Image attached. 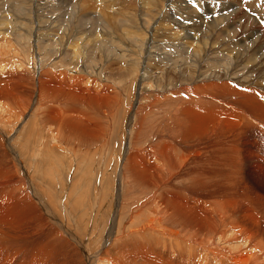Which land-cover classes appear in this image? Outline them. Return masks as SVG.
Listing matches in <instances>:
<instances>
[{
  "label": "bare ground",
  "instance_id": "1",
  "mask_svg": "<svg viewBox=\"0 0 264 264\" xmlns=\"http://www.w3.org/2000/svg\"><path fill=\"white\" fill-rule=\"evenodd\" d=\"M20 1L24 0L7 4L9 7L5 4L7 7H2V4L0 6V68H3L0 70V106L5 110V114L0 111V264H72V261L81 264H264V217L261 220L256 216L257 192L255 194L254 188L249 187L243 174V170L248 166L243 164L239 155L242 133H238V129L242 124H240V110L237 108L240 96L250 95L256 98L255 95L258 96L264 90L258 88L255 90V81L245 80L246 83L242 86L234 84L232 80L226 81L227 77L235 78V82L239 84L241 77L248 79V73L253 71L255 66L243 65L245 67L238 70L236 76L229 75L230 69L236 65L229 64L225 68L213 66L220 64V60L237 59L242 56L239 48L245 47L247 51L253 50L256 54L255 65L260 68L264 64V50H262L264 44L262 42L255 46V39L251 38L255 30L251 29L249 35L241 37V40L236 42L234 41L236 34L235 36L229 34L231 28L226 25L230 31L226 30L228 34L223 35V39L220 40L226 41L225 43L230 41L225 45L227 51L222 46L221 59L219 61L215 59L213 64L204 65L203 62L208 59L211 51L208 49L219 41L213 42L211 39L216 30L210 39L208 37L203 41L199 37L203 32L198 34L201 28L209 26L223 30L225 23L230 26L236 22L241 24L242 21L249 24L247 17L243 18L245 15H239L243 7L233 8L238 4V0L228 1L229 6L227 5L225 9L208 8L210 11L207 12L208 14H204L206 11L201 7L193 9L191 12L199 14L197 18L191 16L185 20L181 19L182 17H175L173 23L158 21L164 12L161 8L151 16L154 7L144 1L141 4L137 3L140 12L144 15L142 20H139V14L136 13L137 5H132L131 2H128L127 6H122L118 5L119 1L93 0L95 7H89L84 3L85 8H81L71 4V0H49V2L46 0L47 7L39 8L35 4L29 6L30 3L28 4L27 1L28 5L24 6ZM238 5L241 6L240 3ZM70 8H73V12L66 14ZM226 10H230V13L218 12ZM233 11L239 12L236 14L240 17L238 20L230 17ZM26 16H29L28 19ZM208 17H212L209 22L206 21ZM67 20L74 29H68L70 26L66 28L67 25L63 26L62 23L68 24L65 22ZM143 22L148 23L147 32L138 37L135 33L136 29L132 27L142 26ZM152 23L156 26L153 27ZM171 23L172 25H169ZM141 29L139 27L137 30ZM61 33L66 40L62 41V52L66 49L67 54L68 52L73 54L70 56V63L85 60L87 56L99 55L100 59L102 57L104 60L103 68L111 67L110 70L113 71L109 79L114 76H120L122 79L117 78L118 81L112 79L110 87L103 86L102 89L89 88L87 83L70 85L49 75L48 69L59 64L57 60L46 65V71L42 72L39 98L35 100V105L58 103L46 105L45 110H41L40 106L37 109L33 105L32 98L35 96H33V77L30 68L36 69V64L44 65V59L47 58L42 55V58L38 59L39 63L35 61L32 53L33 41L45 47L47 41L43 39L46 36H51L52 39L56 36L55 42ZM115 34H117L116 38ZM19 36L25 40L24 44L21 43ZM261 36L263 37V34ZM139 43L145 46L143 50L146 58L142 61L136 60L139 57L137 55ZM112 45L115 47L113 48ZM108 46L110 47L107 49ZM177 47L181 49H176ZM116 48L117 55L113 53V49ZM13 50L16 54H12ZM194 51H199L201 59L195 58L189 65L185 64L183 55L185 53L189 55ZM19 52L22 56L18 54ZM249 53L252 55L250 51ZM84 54L87 55L83 58ZM155 57L159 60L153 65L150 61ZM15 60L20 62L22 67L18 69L17 66H13L12 70L9 69ZM83 62L80 63V67L77 65V68H80L78 70L95 81L92 74L99 71L93 70L94 66L89 65L87 61H85L86 65ZM240 72L243 73L241 76ZM125 77L131 80L128 81L129 88L124 89L122 83ZM258 87L264 88V85L258 82ZM128 99L130 102L125 107L124 101ZM168 100L175 101L173 104L176 111L172 110L175 122L163 119L162 115H160L162 119L152 120L155 112L159 110L158 107L163 101ZM227 105L231 106V110L226 109ZM121 107L124 111L123 116L117 115L122 111ZM98 110L105 114V125L108 124V128L103 126L104 123L102 124L104 118L101 120L93 116ZM114 116H122L119 122L123 124L127 119L129 120V128L126 129L129 133V141L123 144L125 149L122 155L116 157L118 159L114 166L118 164L117 167H123L127 177H131L134 183H138L148 191L153 190V193L150 192L151 194L145 197L141 196L142 199H135L133 186L126 188V191L124 184L128 181L125 183L116 178V192L114 194L113 190L110 191L113 198H123L125 190L127 194L131 193L129 197L131 201H129L135 202V206L126 214V202L123 199L122 202H117L107 233L112 240L107 239L103 246L90 251L86 241L75 236L57 215V212H62L66 206H69L70 198L77 202L72 196L74 186H66L65 183L69 181L66 179L65 182L57 177L63 178L64 173L66 177L71 178L70 171L67 169L65 173L66 170L62 169L65 167L64 158L67 157V163L69 162L71 168L74 167V164H71L75 161L74 157H78L79 154L73 148V150L69 148V145L80 146L81 142L86 143L83 141L97 138L101 133H110L113 129L110 121ZM162 122L167 124L164 130L153 131L151 128L154 133H149L151 141L138 145L142 140L141 135L148 133L146 131L150 130V125L158 128L162 126ZM44 129L50 132L49 136L37 134L42 133L41 130ZM133 133L136 142H133ZM206 137L216 138L215 144L207 149L200 142ZM31 140L35 146L27 145V147L26 143ZM50 154L61 160L55 168L52 167L55 165L52 159H49L50 166L46 165L50 167L52 178L49 177L57 184L55 189L60 190L61 194L58 196V202L51 199V195L47 193H52L53 189L48 183L45 193L50 201L47 206L44 200L37 197V190L42 188L34 181L30 167L29 170L25 167V157L40 156L46 160ZM111 161L112 159L108 160V165ZM96 162L93 177L94 181L98 178L100 184H94L93 191L95 190V202L100 209L105 200L100 187L111 188L115 184L109 178L114 175L113 170L102 174L101 163ZM188 164H191V169L187 168ZM77 171L78 168H75L73 173ZM57 194L59 195L58 192ZM241 198L243 200L239 204ZM59 207L63 208L60 210ZM262 209L264 210V207ZM125 217H128L126 222H124ZM68 221L71 224L72 220L68 219ZM120 221L124 223L120 225ZM260 221L263 224L259 226ZM219 240L231 244L232 247L230 245L227 247L226 244L224 246ZM238 241L243 242L244 245L242 246ZM233 245L240 246V249H232L236 247Z\"/></svg>",
  "mask_w": 264,
  "mask_h": 264
},
{
  "label": "rangeland",
  "instance_id": "2",
  "mask_svg": "<svg viewBox=\"0 0 264 264\" xmlns=\"http://www.w3.org/2000/svg\"><path fill=\"white\" fill-rule=\"evenodd\" d=\"M8 3H7V2ZM16 1V2H15ZM19 1V0H18ZM28 2V4H29V6H33V4H35V6H37V7H39V8H43V7H47V5L45 4L46 3V0H24V1H20V3L22 4V5H24V6H26V4H27V2ZM76 0H71V4H73L74 6H76V7H81V8H85V5H87V6H89V7H95L96 6V4H95V1H93V0H91V1H89V0H77L76 2L79 4H77L76 2H75ZM83 1H85V2H83ZM113 1H119L120 3H118V5H122V6H127V4H129L130 2V4H132V5H137L136 7V13H137V15H138V18H139V20L141 19L142 20V18H143V13L142 12H140V6L138 5V4H141V3H146V4H149V3H151V4H149V5H151V6H153L154 8L151 10V16H154L155 14H156V12H157V10H159L160 8H161V10L162 11H164L163 12V14L161 15V17L159 18V20L158 21H172V23L174 22V20L176 19L175 17H179V18H181V19H187V18H190L191 16H194V18H197L198 16H199V14L198 13H196V12H191L193 9H196V8H199V7H201L202 9H204L206 12H204V14H208L207 12H210V11H208V8H214V9H216V7L217 8H224L225 9V7H227V2L228 1H231V0H154V2H151V0H135V4L133 3V1L131 0H113ZM142 1H144V2H142ZM240 1V2H239ZM255 1V0H254ZM254 1L253 0H238V4L240 3L241 4V6H239L238 4L235 6V7H233L234 9L236 8V7H243L242 9H243V11H240V13H239V15H241V16H243V15H245V16H243V18L245 19L246 17V20H247V23L249 22V24H245V23H243L244 21H242L241 22V24L240 23H238V22H236V23H234L233 25H235V26H233V25H231L230 26V24H224L225 25V28L223 29V30H218L215 26H209V27H206V28H201L199 31H198V34H199V32L200 33H202V34H200L199 35V37H200V40H205L206 38H208L209 37V39H210V36L214 33V31L216 30V33H214V35H213V37L211 38L212 40H213V42H215L216 40H218L219 42L218 43H215V44H213L214 46L212 47V48H209L208 50L210 51V54L208 55V59L206 60V61H204L203 62V64L204 65H206V64H213V62H215V59H216V61H219L220 59H221V47L223 46L224 48L225 47H227V46H225L226 44H228V42H230V41H227V43H225L226 41H224V40H220V39H223L222 37H224L225 36V34L227 35L228 33L229 34H232L233 36H235L234 34H236V36H235V39H234V41H236V42H238L239 40H241V37H245V36H247V34L249 35L250 34V31L251 30H255L254 31V34H253V36L251 37L252 39H255V46H257V45H260L262 42V44H264V0H256L255 1V3H254ZM2 2V3H1ZM10 2V3H9ZM48 2H49V0H48ZM75 2V3H74ZM80 2H83V3H81L80 4ZM124 2V3H123ZM129 2V3H128ZM191 2V3H190ZM12 3H17V0H0V6H2V7H9V5L10 4H12ZM84 3H85V5H84ZM87 3V4H86ZM123 3V4H122ZM138 3V4H137ZM210 3V4H209ZM251 3H252V5H251ZM258 3V4H257ZM263 3V4H262ZM2 4V5H1ZM7 5V4H9V5H7V6H5V5ZM27 4V5H28ZM78 6H77V5ZM89 4V5H88ZM92 4H93V6H92ZM209 4V5H208ZM254 4V5H253ZM95 5V6H94ZM256 5V6H255ZM170 6V8H168ZM192 8H191V7ZM206 6V7H205ZM221 6V7H220ZM229 6V5H228ZM247 8H246V7ZM260 6V7H259ZM146 7H147V5H146ZM251 7V8H250ZM173 8V9H172ZM190 8V9H189ZM250 8V9H249ZM255 8V9H254ZM165 9V10H164ZM172 9V10H171ZM254 9V10H253ZM167 10H169V11H167ZM171 10V11H170ZM251 10V11H250ZM261 10V11H260ZM156 11V12H155ZM232 11V10H231ZM245 11V12H244ZM260 11V12H259ZM70 12H73V8H70L69 10H68V12L66 13V14H69ZM155 12V13H154ZM177 12V13H176ZM218 12H220V14H229L230 13V10H226V11H224V12H221V11H218ZM254 12V13H253ZM154 13V14H153ZM171 13V14H170ZM176 13V15H174ZM234 13V14H233ZM233 13H231L230 14V17H233V19H236V20H238L240 17L239 16H236V14H238L237 12H234L233 11ZM242 13V14H241ZM142 14V15H141ZM168 14V15H167ZM248 14V15H247ZM257 14V15H256ZM174 15V16H173ZM247 15V16H246ZM249 15H250V17H249ZM260 15V18L258 19V16ZM34 16V15H33ZM227 16V15H226ZM254 18H253V17ZM257 16V17H256ZM28 17L29 16H26V19H28ZM170 17V18H169ZM33 18V17H32ZM211 18L212 17H208L207 19H206V21H211ZM253 18V19H252ZM251 20H252V22H254V23H252L251 22ZM258 20V21H257ZM208 21V22H209ZM65 22H68V24L66 23H62L63 24V26H65L66 27V25H67V27L66 28H68L69 26H70V24H71V22H69L68 20L67 21H65ZM203 22V21H202ZM201 22V23H202ZM144 24L142 25V26H140L139 25V27H141L142 29L141 30H137L139 27H138V25L137 26H133L132 28L133 29H136V31H135V33H136V35L139 37V36H142V35H145L146 34V32H147V27H148V23L147 22H143ZM172 23L171 24H169V25H172ZM153 24V23H152ZM244 24V25H243ZM253 24V25H252ZM255 24H256V26H255ZM223 25V26H224ZM229 27V29L232 31V29H233V33H231V31L228 29V27ZM239 25V26H238ZM250 25V26H249ZM156 26V24H153V27H155ZM236 26H238L237 28H236ZM241 26V27H240ZM245 26V27H244ZM248 26V27H247ZM251 26H252V28H251ZM262 26V27H261ZM71 27V28H70ZM68 29H74V27H72V26H70ZM254 27V28H253ZM258 27V28H257ZM259 27H261V30L259 29ZM77 28V27H76ZM216 28V29H215ZM240 28V29H239ZM249 28V29H248ZM257 28V29H256ZM67 29V30H68ZM236 29V30H235ZM251 29V30H250ZM205 30V31H204ZM225 30V31H224ZM230 31V32H228L227 33V31ZM239 30V31H238ZM242 30V32H240ZM244 30H245V32H244ZM174 30H172V32H173ZM207 31V32H206ZM258 31H259V33H258ZM261 31H263V32H261ZM140 32V33H139ZM197 32V31H196ZM209 32V33H208ZM220 32V33H219ZM221 32H222V34H221ZM257 32V33H256ZM197 34V35H198ZM208 34H209V36H208ZM219 34H221L220 36H219ZM240 34V35H239ZM257 36H256V35ZM261 34H263V37L261 36ZM15 35V34H14ZM88 35H89V33H88ZM117 34H115V38L117 37L116 36ZM207 35V36H206ZM224 35V36H223ZM242 35V36H241ZM262 37V39H261V37ZM217 36V37H216ZM238 36V37H237ZM259 36V37H258ZM56 37V36H55ZM54 37V38H55ZM58 38H57V40H55V42H54V38L52 39L51 38V36H46L43 40L44 41H47L44 45H45V47H46V49H44L45 47L43 46V45H41V44H36V42H34L33 41V45H32V53H33V55H34V59H35V61L37 62V63H39V61H38V59L43 55V57L44 58H47V59H44V65H39L38 66V64H36V69L34 68H30V70H31V72H32V82H33V92L34 93H36V94H34L33 93V96H35V97H33L32 99L34 100L33 102V105L38 109L39 108V106H40V109L41 110H45L46 108H47V106L46 105H49V104H57L56 102L54 103V102H52V103H47L45 106L43 105V104H39V106L37 105H35L36 103V101L35 100H38L37 98H39V84H40V78L42 77V75H43V73L42 72H44V71H46L45 70V66L46 65H49V64H51V63H53V62H56L57 60H59V64H56V66L55 67H52V68H49L48 69V71H49V75L51 76V77H53V78H56V79H58V80H61V82H67L68 84H70V85H75V84H81V85H83V84H85V83H87L88 84V86H90L89 88H99V89H102L103 88V86L105 87V86H109V84L111 83V80L112 79H114L115 81H118V79L120 80V79H122V77H112V78H110L109 79V77H110V74H112V70H110V68H103V65H104V60H103V58L101 57V59H100V56L98 55V56H96V57H89V56H87V57H85V55H87V54H84L83 55V58L85 57V60L83 59V60H76V62H74V63H70V60H71V57L70 56H73V54H69V52H68V54H67V50L66 49H64V51L62 52V48H63V45H61L62 44V41H66L65 39H64V36H63V34L61 33V34H59L58 36H57ZM219 37V38H218ZM18 38V37H17ZM16 38V40L18 41V42H20V40H21V43L22 44H24V39H23V37H21V36H19V39L20 40H18ZM34 38V37H33ZM149 38H150V36H149ZM56 39V38H55ZM63 39V40H62ZM215 39V40H214ZM261 39V40H260ZM258 40V41H257ZM260 40V41H259ZM1 41H2V39H1ZM17 41H15V42H17ZM32 42V41H31ZM54 42V43H53ZM260 42V43H259ZM221 44H223V45H221ZM237 45V44H236ZM183 46V45H182ZM181 46V47H182ZM110 46H108V47H106L107 49L109 48ZM112 47L114 48L115 47V45L113 46L112 45ZM145 46L143 45V44H141L140 45V43L138 44V52H137V55L140 57H137V59L136 60H138V61H142V60H144L143 58H146V56L144 55L145 54V52H144V50H143V48H144ZM181 47H177L176 49H181ZM238 47V46H237ZM48 48V49H47ZM61 48V49H60ZM121 49H124V48H122V47H120ZM216 48V49H215ZM28 50H30L29 48H27ZM199 49V48H198ZM197 49V50H198ZM226 49V51H227V48H225ZM224 49V50H225ZM245 49V51L243 52V50ZM20 50V49H19ZM44 50V51H43ZM45 50L47 51V53H45ZM115 52H114V51ZM112 51H113V53L114 54H118V50H117V48H116V50L115 49H113ZM231 50V49H230ZM262 50H264V45L262 46ZM1 51V50H0ZM111 51V52H112ZM120 51V50H119ZM141 51V52H140ZM173 51H175V50H173ZM173 51H170V52H173ZM239 51L241 52V55L242 56H240V57H237V59L235 58V59H232L231 61H229L230 59L228 58L227 60H220V64H213V66L215 67H221V68H225L226 66H228L229 64H231V65H236V67H234L233 69H230V71H229V75L230 76H236V75H238L237 74V72H238V70H240V69H242V68H244L245 66H243V65H245V64H247V65H249V67H253V66H255V69H253V71L251 70V72H249L248 74H249V77H247L248 79H250V80H248V79H246V78H240V82H239V84L240 83H242V84H238V82H235V78H226L227 80L226 81H231L232 80V82H234V84L236 83V85H238V86H242V85H244L247 81H255V90H257V88L258 89H261V90H264V88L262 87H258V82L261 84V85H264V64H262L261 66H260V68L259 67H257L256 65H255V56H256V54L253 52V50H246V48L245 47H240L239 48ZM246 51L248 52V53H246ZM249 51L252 53V55L249 53ZM12 52V54H16V51H11ZM23 52V51H22ZM25 52V51H24ZM182 52V51H181ZM43 53V54H42ZM64 53H66L65 55H64ZM90 53V52H89ZM88 53V54H89ZM244 53V54H243ZM246 53V54H245ZM18 54H20L21 56H22V54H21V52H19ZM25 54H26V52H25ZM97 54V53H96ZM116 54V55H117ZM141 54V55H140ZM254 54V55H253ZM27 55V54H26ZM45 55V56H44ZM201 56V54H199V51H194L193 53H189V55H187V53H185V55H183V57H185V59H184V63L185 64H187V65H189V63H191L195 58H199V59H201L200 58V56ZM251 55V56H250ZM69 56V58H67ZM254 56V57H253ZM42 58V57H41ZM239 58V59H238ZM69 59V60H68ZM97 59V60H96ZM45 60L47 61V62H45ZM94 60H95V62H94ZM152 61H150V63L151 64H156L157 63V61L159 60L158 58H156L155 57V59H151ZM154 60V61H153ZM183 60V59H182ZM255 60V61H254ZM66 61V62H65ZM82 61H84L83 63L85 64V61H87L88 63H89V65H92V66H94L92 69L93 70H98L99 72H94L93 74H92V76L95 78V81H94V79H91L92 77H90L89 78V76L87 75V74H83V72H81V71H79L78 69H80L79 67H80V63H82ZM156 61V62H155ZM170 61V60H169ZM228 61V62H227ZM233 61V62H232ZM234 61H235V63H234ZM68 62V63H67ZM79 62V63H78ZM86 62V63H87ZM263 62H264V57H263ZM46 63V64H45ZM71 65H70V64ZM170 63V62H169ZM233 63V64H232ZM76 64V65H75ZM75 65V66H74ZM77 65L79 66L78 68H77ZM86 65V64H85ZM13 66H17L18 67V69L19 68H21L22 67V64L20 63V62H18V61H16L15 60V62L12 64V66H10V68L7 66V68H9V69H11ZM211 67H212V65H210ZM39 67H42V69L41 68H39ZM43 68H44V70H43ZM177 68H179V66L177 67ZM263 68V69H262ZM1 69H3V68H0V70ZM88 69V68H87ZM92 69H90L91 71H93ZM101 69H102V71H101ZM261 69V70H260ZM12 70V69H11ZM15 70V69H14ZM34 70H35V72H34ZM38 70V71H37ZM110 70V71H109ZM242 72V71H241ZM239 73V75L241 76L243 73ZM98 73L100 74V75H98ZM108 73V74H107ZM254 73V74H253ZM80 74V75H79ZM103 74V75H102ZM34 75H36V76H34ZM85 76V78H84V76ZM102 75V76H101ZM105 75V76H104ZM109 75V76H108ZM245 75H247V74H245ZM74 76H76V77H74ZM88 76V77H87ZM44 77H46V75L44 76ZM87 77V78H86ZM107 77V79L105 80V78ZM118 78V79H117ZM127 78V79H126ZM257 78V79H256ZM75 79V80H74ZM90 79V80H89ZM234 79V80H233ZM242 79V80H241ZM81 80H82V82H81ZM93 80V81H92ZM131 79L129 78V77H125L124 78V80H123V87H124V89L125 88H129V84H128V81H130ZM245 80H246V82H245ZM89 81V82H88ZM257 81V82H256ZM95 82V83H94ZM124 83H126V85L124 84ZM111 85V84H110ZM95 86V87H94ZM121 86V85H120ZM126 86V87H125ZM128 86V87H127ZM110 87V86H109ZM111 88L113 89V87L111 86ZM110 92H111V90L110 89H108ZM137 89H135V91H136ZM132 91H133V89H132ZM256 92V91H255ZM126 93V92H125ZM263 93L264 92H262V93H259V95L261 96H257V94L255 95V97L256 98H253V97H250V95H242V97H243V99H242V97L240 96L239 98V100H238V105H237V108H238V110H240V118H241V122H240V124H242L241 126H240V128L238 129V133H242L241 135H240V141H239V155H240V157L242 158L241 160H242V162H243V164H245V166H248V168H245L244 170H243V174L246 176V180H247V183H248V185H249V187L250 186H252L253 188H254V190H255V194H256V192H257V194L255 195V208H256V216H259L258 218H263L264 217V210L262 209L263 207H264V196H262V195H264V107H263V105H264V100H261L262 98L264 99V95H263ZM258 97V98H257ZM251 98V99H250ZM252 98H253V100H252ZM261 98V99H260ZM242 99V100H241ZM140 101H141V99H139ZM240 101V102H239ZM255 101V102H254ZM261 101V102H260ZM130 102V99H128V100H126V101H124V106L126 107V105L128 104ZM173 102L175 103V101H173V100H170V102H169V100L167 101V102H162V104L160 105V107H158L159 108V110L161 111H156L155 113L156 114H154V117L152 118V120L154 119H156V120H158V118L159 119H162V116H163V119H165V120H169V121H174L175 122V119H174V116H173V111H176V110H174V108H175V106H174V104H173ZM249 102H251V103H249ZM254 103V104H253ZM59 104H61V103H59ZM169 106H168V105ZM42 105V106H41ZM62 105V104H61ZM60 105V106H61ZM176 105V104H175ZM59 106V105H58ZM3 107V106H2ZM228 108H230L229 110H231V106H229V105H227V110H228ZM32 109L34 110V107H32ZM166 111H165V110ZM121 110L122 111H119V113L117 114V115H122V114H124V111H123V108L121 107ZM173 110V111H172ZM0 111L2 112V113H4L5 114V110L3 109V108H1V106H0ZM169 111V112H168ZM123 112V113H122ZM163 113H165V114H163ZM171 113V114H170ZM94 115V117L95 118H97V119H103V121H102V124H103V126H105V127H107L108 128V124H106L105 125V122H106V116H105V114L101 111V110H98V111H95L94 113H93ZM104 114V115H103ZM156 115V116H155ZM160 115H162V116H160ZM247 115V116H246ZM28 116V115H27ZM123 116V115H122ZM122 116H114V118H112L111 119V121H110V125H112L113 126V129H112V131L109 133H101L97 138H93V139H90V140H86V141H83V142H86V143H83L82 144V142H81V147L79 146H75L74 144H70L69 146V148H73L74 149V151H76V153L77 154H79L78 155V157H74V159H75V161L73 162V163H71L74 167H71L70 168V165H68V163H67V157H66V159L64 158V164H65V167L64 168H62L64 171H65V173L69 170L70 172H69V174L71 173V178L69 179L68 177H66V175L63 173V178H58L57 177V179H61V180H65V182H66V179L69 181V182H67V183H65V185L66 186H74V190H73V193H72V196H74L75 197V200H77V202L75 201H72V198H70V204H69V206H66V208L65 209H63L62 210V212H57V215L63 220V222L67 225V227L70 229V231L75 235V236H77V237H79V238H81V239H83L84 241H86V243H87V246H88V248H89V250L91 251H95L94 249H96V248H100L101 246H103L104 244H105V242H106V240L108 239L109 241H111L112 240V237H110V236H108L107 235V233H108V227H109V225H110V219H111V217H112V215H113V211H114V206H115V204L117 203V202H122L121 200L123 199L125 202H126V211H125V213L127 214L128 213V211L131 209V207H133V206H135V202H133V203H131L130 201H131V198H129V197H131V193L130 194H127L126 193V191H127V189L126 188H129V187H131V186H133V188H132V192L133 191H135V193H133V197L135 198V199H138V198H141L142 199V197H145V196H147V195H150L151 193H153V190L151 191V190H149L148 191V189H145L144 187H142L141 185H139L138 183H134L133 181H132V179H131V177L129 178V177H127V175H126V171H124L123 172V167H117L118 166V164L116 165V166H114V164H115V162H116V160L118 159H116V157H119L120 155H122V153H123V151H124V149H125V147H124V145L123 144H126L128 141H129V138H128V136H129V133H127L126 132V129L127 128H129V125H128V123H129V120L127 119L126 121H125V123L123 124V123H120L119 121L122 119ZM157 116H159V117H157ZM243 116V117H242ZM161 117V118H160ZM249 117L251 118L250 120H249ZM173 118V119H172ZM243 118V119H242ZM151 120V121H152ZM242 120H243V122H242ZM14 121V120H13ZM48 127H53V126H51V125H48ZM167 127V124L166 123H163L162 122V126H159L158 128H156L155 126L153 127H151V125H150V130L149 129H147V131L146 132H148L147 134L145 133L144 135H141V137H142V140L141 141H139L138 142V145H142V142H143V145L144 144H146V143H148L149 141H151V139L149 138V133H152V134H154L153 133V131H155V129L156 130H164L165 128ZM153 129V131H152V129ZM42 131V133H37V134H43V135H48L49 136V131H45V129L44 130H41ZM174 131V130H173ZM172 131V132H173ZM171 132V133H172ZM48 133V134H47ZM206 136H208V135H206ZM215 136H216V134H215ZM140 137V138H141ZM147 137V138H146ZM212 140V141H211ZM47 141H49V139L47 140ZM70 142H73V141H70ZM69 142V143H70ZM133 142H136L135 141V133H133ZM200 142H201V144L207 149V148H210V147H212L214 144H215V142H216V138H213V137H206V138H202L201 140H200ZM30 143V144H29ZM29 146V147H32V145H33V147L35 146L34 144H32V140L31 141H29L28 143H26V146ZM137 145V146H138ZM27 146V147H28ZM120 147V148H119ZM121 147H124V148H121ZM84 148V149H83ZM72 149V150H73ZM86 149V150H85ZM95 149V150H94ZM84 150V151H83ZM91 150L94 152V154H93V152H91ZM96 150H98V151H96ZM250 151H251V154H249L250 153ZM255 151V152H254ZM31 152H32V148H31ZM85 153V154H83V153ZM96 152V153H95ZM243 152V153H242ZM82 153V154H81ZM100 153V155H98ZM245 153V154H244ZM253 153V154H252ZM90 154H91V156H90ZM244 154V155H243ZM84 155V156H83ZM86 155V156H85ZM95 155H97V157L95 156ZM81 156V157H80ZM90 158H89V157ZM33 159H32V158ZM192 157V155L190 156V158ZM26 158V165H25V167L28 169V167H30V172L31 173H33V175H34V181L37 183V184H40V187L42 188V189H40V190H37V197H39L40 199H42V200H44L45 201V203L47 204V206H49V201H50V199H48L47 198V194H49V195H51V199H54V200H56L57 202H58V196H60V194H61V191L60 190H56L55 188H56V186H57V184H56V182L53 180V179H51L52 178V175H51V173H50V167H48V166H50L49 165V159L51 160L52 159V162L54 161V166H52L53 168H55V167H57V164L58 163H61V160H60V158H57V157H55V156H53L52 157V155L50 154L49 155V157H48V159H44V158H42V157H40V156H29V157H25ZM34 159H36V160H34ZM80 159V160H79ZM87 159V160H86ZM111 160L112 159V161L110 162V165H108L109 164V162H108V160ZM29 162H28V161ZM34 160V161H33ZM45 160V161H44ZM48 160V161H47ZM83 160V161H82ZM90 160V161H89ZM94 160V161H93ZM32 161H33V163H32ZM80 163H79V162ZM82 161V162H81ZM85 161V162H84ZM89 161V162H88ZM92 161V162H91ZM96 161H99L100 163H101V166H100V172L102 173V174H106V172H108V171H112L113 170V173H114V175L112 176H110L109 178H110V180H111V182H113L115 185H113L111 188H107L106 186H103V187H100V192L101 193H103V196H104V202H103V204H102V208H100V209H98V204H97V202H95L96 201V199H95V190L93 191V189H95L93 186H94V184H100V181H99V179L98 178H95V181H94V177H93V168H96V166H97V162ZM36 162V163H35ZM78 162V163H77ZM86 162H88V163H86ZM34 163H35V165H34ZM45 163H47V164H45ZM186 163V162H185ZM191 163V162H190ZM32 164V165H31ZM82 164H83V166L84 167H82ZM85 164V165H84ZM87 164H88V166H87ZM31 165V166H30ZM46 165H48V166H46ZM68 165V166H67ZM80 165V166H79ZM89 165H91V166H89ZM263 165V166H262ZM77 166H79V167H77ZM112 166H114V167H112ZM47 167V168H46ZM86 167V168H85ZM254 167V168H253ZM46 168V169H45ZM75 168L77 169L78 168V171H77V173H73V171L75 170ZM113 168V169H112ZM187 168L188 169H191V164H188L187 165ZM251 168H253V169H251ZM37 169H38V171H37ZM68 169V170H67ZM88 169V170H87ZM111 169V170H110ZM29 170V169H28ZM92 172H91V171ZM249 170V171H248ZM263 170V171H262ZM227 172L229 171V169L228 170H226ZM40 172V173H39ZM80 172H81V174H80ZM249 172V173H248ZM253 172V173H252ZM261 172V173H260ZM39 173V174H38ZM79 173V174H78ZM87 173V174H86ZM92 173V174H91ZM50 174V175H49ZM78 174V175H77ZM44 175L47 177V179H45L46 177H44ZM65 175V176H64ZM89 175H90V177H89ZM51 178H50V177ZM75 176V177H74ZM78 176V177H77ZM86 176H87V178H86ZM41 177H43L42 179H40ZM65 177V178H64ZM73 177V178H72ZM77 177V178H76ZM83 177V178H82ZM92 177V178H91ZM248 177V178H247ZM251 177V178H250ZM86 178V179H85ZM116 178H119V179H121L122 181H125V183L126 184H124V189L126 190H124L123 191V195H122V197L123 198H113V196L111 195V190H113V193L115 194V192H116V189H117V185H116ZM75 179V180H74ZM113 179V180H112ZM74 180V181H73ZM91 180V181H90ZM130 180V181H129ZM188 180V179H187ZM77 181V182H76ZM76 182V183H75ZM48 183L50 184V187H52V189H53V191H52V193H50V192H48L47 194L45 193V192H47V186H48ZM71 183H73V184H71ZM81 183V184H80ZM87 185H86V184ZM88 183H89V185H88ZM124 183V182H123ZM131 183V184H130ZM75 184V185H74ZM128 185V186H127ZM84 187H85V189H84ZM45 190H44V189ZM69 188V187H68ZM144 189V190H143ZM88 190V191H87ZM254 190H253V192H254ZM60 191V192H59ZM145 191V192H144ZM57 192L59 193V195L57 194ZM80 192H83V194H81ZM151 192V193H150ZM126 193V194H125ZM148 193V194H147ZM150 193V194H149ZM146 194V195H145ZM127 196V197H126ZM142 196V197H141ZM126 198V199H125ZM93 199H95L94 201H93ZM100 199V198H99ZM99 199H98V201H99ZM260 199H262V201L260 200ZM130 200V201H129ZM242 200H243V198H241V201H240V203L239 204H241V202H242ZM95 202V203H94ZM128 202V203H127ZM250 202H251V204H253L254 205V203H253V201L252 200H250ZM259 203V204H258ZM96 204H97V206H96ZM131 204V205H130ZM58 205V204H57ZM59 206V205H58ZM108 206V207H107ZM90 207V208H89ZM240 207H241V205H240ZM258 207V208H257ZM61 208H63V207H61ZM61 208L59 207V209L61 210ZM113 208V209H112ZM80 209V210H79ZM95 209V210H94ZM97 209H98V211H97ZM104 209V210H103ZM87 210V211H86ZM89 210V211H88ZM75 211V212H74ZM239 211H241V209H239ZM71 212V213H70ZM87 212V213H86ZM92 212V213H91ZM95 214H94V213ZM101 212V213H100ZM97 213V214H96ZM77 214V215H76ZM79 214V215H78ZM93 214V215H92ZM99 214V215H98ZM111 216H110V215ZM74 215V216H73ZM109 215V216H108ZM83 218H82V217ZM87 216V217H86ZM95 216V217H94ZM97 216V217H96ZM99 216H100V219H99ZM79 217H80V219H79ZM94 218H95V221H94ZM99 219V221H98V219ZM68 219L71 221H74V222H72L71 221V224H70V222L68 221ZM74 219V220H73ZM76 219H77V221H76ZM82 219V220H81ZM128 220V217H125L124 218V222H126L127 220ZM79 220H80V222H79ZM83 220H84V222H83ZM86 220V221H85ZM97 220V221H96ZM104 220V221H103ZM108 220V221H107ZM262 220V219H261ZM82 221V222H81ZM90 221V222H89ZM86 222H87V224H86ZM104 222V223H103ZM124 222H121L120 221V225H122ZM77 223H79V224H77ZM83 224V225H81V224ZM90 223V224H89ZM93 223V224H92ZM86 226H85V225ZM98 224V225H97ZM261 224H263L262 223V221H260L259 222V226L261 225ZM79 225V226H78ZM105 225V226H104ZM258 225L256 226V227H258ZM76 226V227H75ZM82 226H84L83 228H82ZM103 228H102V227ZM256 227H255V229H256ZM76 228V229H75ZM82 228V229H81ZM102 230H101V229ZM88 229V230H87ZM106 229V230H105ZM92 230V231H91ZM98 231V232H97ZM94 234H93V233ZM100 234V235H99ZM103 234V235H102ZM99 235V236H98ZM106 236V237H105ZM219 242L221 243V244H224V246H225V244L227 245V247H230L231 246V244H228L227 242L225 243L224 241H223V243H222V241H220L219 240ZM103 243V244H102ZM238 243H240L241 245L243 244L244 245V243L243 242H241V241H238ZM240 244H237V245H240ZM230 245V246H229ZM240 245V246H241ZM242 245V246H243ZM234 246H236V245H233V247ZM239 246V247H240ZM232 247V246H231ZM238 246H236V247H234V248H232V249H240ZM72 261V260H71ZM72 264H81V263H78V262H76V261H72Z\"/></svg>",
  "mask_w": 264,
  "mask_h": 264
}]
</instances>
